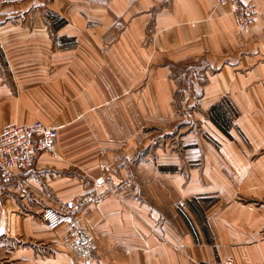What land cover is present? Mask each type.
<instances>
[{"label":"crops","instance_id":"1","mask_svg":"<svg viewBox=\"0 0 264 264\" xmlns=\"http://www.w3.org/2000/svg\"><path fill=\"white\" fill-rule=\"evenodd\" d=\"M243 1L258 10L245 37L232 7L216 0H64L59 50L43 24L20 25L32 32L12 34L5 32L8 24L0 26L4 58L16 67L11 76L0 64V132L36 121L59 128L57 156L43 154L31 172L0 180V264H81L63 239L65 229L48 230L40 213L92 189L103 176L113 185L130 176L139 193L126 206L106 199L78 219L90 232L88 264H264V204L256 203L264 200V155L250 172L246 163H235L243 178L218 190L222 202H234L235 191H248L253 200L223 212L215 207L208 215L214 245L204 248L192 244L175 204L218 187L211 169L201 181L176 163L172 172L155 167L146 173L145 129L176 110V64H221L201 88L205 109L238 96L241 111L255 112L256 123L244 116L245 133L264 147V0ZM186 89L192 94L197 87ZM222 154L243 159L242 152ZM157 173L169 190L162 202L145 181Z\"/></svg>","mask_w":264,"mask_h":264},{"label":"rangeland","instance_id":"2","mask_svg":"<svg viewBox=\"0 0 264 264\" xmlns=\"http://www.w3.org/2000/svg\"><path fill=\"white\" fill-rule=\"evenodd\" d=\"M243 2L250 4L245 1ZM250 5L254 6L253 4ZM61 7H63V9L65 8L64 0H24L21 3H12V1L3 2L0 0V26L8 24L9 28L5 32L7 34H12L20 31L27 33L32 32L30 31V27L25 28L20 25L43 24L45 29H47L48 38L57 41L55 49L59 50L62 41H60L61 37H59L58 30L67 23V20L63 18L59 12L63 13V11L68 10V8L61 10ZM75 8L77 10L79 9L77 5ZM84 9L90 10L87 5ZM34 11L37 12V15L32 13ZM18 12L21 14L19 15ZM233 14L237 31L244 36L254 24L258 15V10L255 20L246 29L239 26L234 10ZM247 34L245 36H247ZM245 46L247 47L244 41L240 44L241 50H243ZM0 64L12 76V72L16 67L13 66L12 62L11 64L6 62L1 47ZM219 67H221V64L211 66V64H207L203 61H192L173 66V71L176 74L175 77H177L176 82L179 85V89L175 96L176 110L172 111L169 115L166 113V117L162 121L158 120V123H152V125L145 129V133L148 134L150 138L149 147L145 150V152L149 154V167L145 166V168L147 167L146 173H150V170L155 167L161 169L162 173H169L174 171L175 165L173 163H176L183 167L182 170L184 171L196 172L199 176V181H201V178L204 176L205 168L209 167L214 178L217 180L216 185H218V187L214 185L211 192L198 195L195 199L179 200L175 204L179 216L185 222L186 226H188L187 231L192 236V244L198 247L200 246V248L206 247L207 244L210 246L214 245V239L210 238L212 228L214 230V227L208 215L215 207L216 211L220 210V212H223V210L233 205V209L236 208L237 203L240 201L248 202L251 199L253 200L248 191H235L237 195H234L233 199H235L234 202L236 204L232 201L231 204L225 206L222 202L223 194L218 190L226 186L232 187V185L237 187V181H239L240 177L243 178V175L239 174L238 166L235 163L237 161L246 163L245 169L243 170L250 172V165L258 162L264 155V147L259 146L258 143H254L242 127V125L247 122V117L244 116L250 117L252 122L256 123L254 118L255 112L241 111L236 102L238 96H235V98L231 96L222 97L221 101H218V103L214 105H217L218 109L223 112L225 120L229 125L227 128L221 129V126L213 121L211 109L214 106H211L207 110L205 109L209 101L208 103L207 101L203 103L206 95L201 88L205 87V85L210 82L211 76L216 74ZM194 84L197 90L192 94H185V92H188L186 87H192ZM58 129L59 128H57V130ZM222 151L242 152L241 156L243 159H232L229 155H225V158ZM207 152L208 154H206ZM210 154H214V156L209 158ZM50 156H57V149L56 154ZM159 173L156 175H149L151 181H145L149 182V187L154 193H161L157 197L158 200L162 202L166 197L165 194L169 192V190L166 180L163 179L164 176H162V174L159 175ZM187 177L189 179L190 175L188 174ZM0 180L2 179L0 178ZM118 182V184L114 185L110 183L107 184L106 177L97 178L93 182L92 189L70 200L56 201L53 206L45 208L40 213V219L48 230L54 231L61 227L65 229L63 239L74 250L75 258L78 260L81 259V264H88L92 257L89 252L90 248H87L90 241V232L80 226L78 219L81 216H86L92 208H99L106 199L116 198L126 206L128 199L136 197L139 193L135 190V181H133L130 176L122 177ZM100 186L103 188H99ZM150 198H152L151 195ZM96 200H98V202ZM256 203L263 205L264 200L257 201ZM62 207L74 210V213H69L73 215L72 223L63 224L55 229H50L44 223V212L47 209L60 210ZM209 226L211 230H209ZM78 247L82 249L81 252L76 249ZM53 250H55V254L57 253L56 251H58L55 248H53ZM130 251V248L125 249L126 254H129ZM201 263L206 264L204 261ZM212 264L230 263L217 260Z\"/></svg>","mask_w":264,"mask_h":264},{"label":"built area","instance_id":"3","mask_svg":"<svg viewBox=\"0 0 264 264\" xmlns=\"http://www.w3.org/2000/svg\"><path fill=\"white\" fill-rule=\"evenodd\" d=\"M21 3L24 0H1ZM17 1V2H15ZM219 5L230 4L236 13L239 26L248 28L257 15L256 7L242 0H216ZM58 130L40 121L28 125H8L0 132V178L10 180L22 172H31L37 159L43 155H55ZM98 202V200H96ZM74 210L62 207L60 210L47 209L44 223L50 229L71 224Z\"/></svg>","mask_w":264,"mask_h":264},{"label":"trees","instance_id":"4","mask_svg":"<svg viewBox=\"0 0 264 264\" xmlns=\"http://www.w3.org/2000/svg\"><path fill=\"white\" fill-rule=\"evenodd\" d=\"M212 119L215 123L221 126V129L227 128L229 125L225 120V116L221 110L218 109L217 105L211 109Z\"/></svg>","mask_w":264,"mask_h":264}]
</instances>
